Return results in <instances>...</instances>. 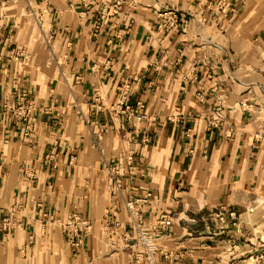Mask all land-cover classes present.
Instances as JSON below:
<instances>
[{
  "label": "crops",
  "instance_id": "obj_1",
  "mask_svg": "<svg viewBox=\"0 0 264 264\" xmlns=\"http://www.w3.org/2000/svg\"><path fill=\"white\" fill-rule=\"evenodd\" d=\"M219 1L0 0V264H144L123 202L146 193L158 264H258L264 37Z\"/></svg>",
  "mask_w": 264,
  "mask_h": 264
},
{
  "label": "built area",
  "instance_id": "obj_2",
  "mask_svg": "<svg viewBox=\"0 0 264 264\" xmlns=\"http://www.w3.org/2000/svg\"><path fill=\"white\" fill-rule=\"evenodd\" d=\"M90 1V0H89ZM83 2L87 3L88 0H83ZM169 13L168 16H165V23L164 25L167 27H177L179 24V16L177 15L176 11H167ZM94 67V66H93ZM25 93L20 96V103L16 106H10L5 103V110H11L13 114L20 115L26 122L25 124V134L27 135L31 129V111L32 106L30 104H24ZM126 100V90H124L120 97V103H124ZM47 110V108H46ZM132 156L128 155L126 161L131 164L132 163ZM107 173L109 178L112 182L114 189H119V168L116 166H108ZM31 177H34V174H31ZM149 193H146L143 196L137 198H128L124 200V206L128 211L130 217V223L134 229V245L140 247V253L142 254L145 263L144 264H158L156 259V254L158 252V245L155 240L145 231L142 229V216H141V209L140 206L145 204L148 201ZM223 210V209H222ZM225 210V209H224ZM220 218H222V213L218 212ZM230 214L234 215V211H230ZM107 219L110 217V213L106 216ZM61 221V228L63 233L66 235L70 245L78 249L82 243L84 238L89 234L91 230V222L87 219H84L77 213H72L68 217L60 220ZM171 220L167 214H163L158 220L157 224L161 227H167L170 224ZM15 226V217L12 216H5L2 220V227L3 229L8 232ZM126 238L132 239V235L130 233L125 234Z\"/></svg>",
  "mask_w": 264,
  "mask_h": 264
},
{
  "label": "rangeland",
  "instance_id": "obj_3",
  "mask_svg": "<svg viewBox=\"0 0 264 264\" xmlns=\"http://www.w3.org/2000/svg\"><path fill=\"white\" fill-rule=\"evenodd\" d=\"M227 1L230 3V6H253L249 10L243 8V10L238 12L240 14L239 16L247 17L249 15L248 20L251 24L250 30L264 37V0H240L239 2L233 1V4L231 0H220L219 2L226 3ZM261 243L264 244V238ZM262 247H264V245ZM255 257L258 260V264H264V251L259 250Z\"/></svg>",
  "mask_w": 264,
  "mask_h": 264
}]
</instances>
